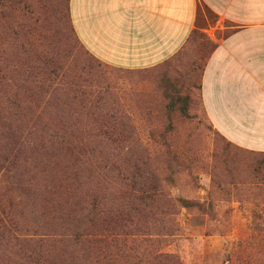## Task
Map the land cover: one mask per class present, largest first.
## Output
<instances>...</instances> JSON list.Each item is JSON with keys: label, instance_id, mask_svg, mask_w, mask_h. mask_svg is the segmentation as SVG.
Returning <instances> with one entry per match:
<instances>
[{"label": "rangeland", "instance_id": "1", "mask_svg": "<svg viewBox=\"0 0 264 264\" xmlns=\"http://www.w3.org/2000/svg\"><path fill=\"white\" fill-rule=\"evenodd\" d=\"M66 5L0 0V71L10 79L0 81L1 116L6 100L29 108L16 129L23 163L15 177L0 171V204L12 203L16 222L10 223V238H0V264H144L146 244L150 256L166 252L181 264H264V154L228 143L206 117L200 83L210 44L203 31L162 64L118 68L78 41ZM50 22L55 24L45 28ZM39 39L43 56L59 63L55 78L48 63L37 64L33 55ZM179 96L186 110L169 109ZM39 135L42 149L29 145L28 138ZM38 152L43 155L36 162ZM102 155H112L130 172L135 166L155 172L163 202L153 208L150 230L138 216L129 226L97 228V239L107 240L96 242L88 258L69 242L74 228L65 213L98 186L105 201L128 192L126 179H102L86 170ZM75 167L79 179L64 180V172ZM185 200L204 202L209 210ZM150 256L147 264L159 263Z\"/></svg>", "mask_w": 264, "mask_h": 264}, {"label": "crops", "instance_id": "2", "mask_svg": "<svg viewBox=\"0 0 264 264\" xmlns=\"http://www.w3.org/2000/svg\"><path fill=\"white\" fill-rule=\"evenodd\" d=\"M81 43L108 65L144 69L178 54L192 31L210 44L201 102L238 148L264 152V0H67Z\"/></svg>", "mask_w": 264, "mask_h": 264}, {"label": "trees", "instance_id": "3", "mask_svg": "<svg viewBox=\"0 0 264 264\" xmlns=\"http://www.w3.org/2000/svg\"><path fill=\"white\" fill-rule=\"evenodd\" d=\"M66 14L68 18V22L72 32L77 37L78 41H80L69 17L68 6L66 5ZM61 20V19H60ZM45 28H50L53 26V23H44ZM48 24V26H47ZM199 34L203 36L202 31L199 28H195L192 31L190 40H194L195 36ZM43 40L39 39L40 44L37 45L33 51V55L36 54L37 64L48 63V68L50 69V74H52V78L59 73V63L56 59H49L43 56L44 51H46L45 46L41 43ZM81 42V41H80ZM11 46H14L16 41L10 40L7 41ZM24 43V42H22ZM83 45V44H82ZM84 46V45H83ZM85 47V46H84ZM88 51V49L85 47ZM89 52V51H88ZM90 53V52H89ZM92 54V53H91ZM93 55V54H92ZM93 57H95L93 55ZM98 59L97 57H95ZM99 60V59H98ZM28 61V59H27ZM101 61V60H99ZM26 74L24 72L23 76ZM25 78V77H24ZM29 78V76H28ZM8 74L3 70L0 71V81L3 83H7L9 81ZM30 81V80H29ZM31 83L33 81L31 80ZM37 87L45 89V84L41 81ZM34 84V83H33ZM50 88V87H48ZM72 89V88H71ZM19 87L16 88V95H19ZM9 99V97L7 98ZM177 101V103H175ZM184 99L179 96L175 97L174 100L171 101L169 105V109L173 110L176 105L181 107L184 111L186 110V106H181V102ZM21 104V103H20ZM17 101H8L6 100L5 110L6 114L2 117L1 114L4 111V104L0 102V127L4 132H0V171L4 170L5 177H15L17 170H19V165L23 162L21 161L20 154V142L23 140L22 135H19L17 128H20V116H23L24 111H29V108L20 105ZM28 114V113H27ZM22 120V118H21ZM42 134V133H37ZM221 135V134H220ZM222 136V135H221ZM43 136H37L35 138H28L29 145L35 146L38 149L44 148V144L42 143L44 138ZM228 143V141L224 136H222ZM25 139V138H24ZM77 146L78 143H70V146ZM244 150V149H243ZM248 151V150H247ZM252 152V151H250ZM259 153V152H253ZM264 154V152H261ZM36 157L34 158L36 162L38 159H42L43 154H33ZM33 157V156H32ZM75 160H79L75 158ZM89 160V159H88ZM115 158L112 155H102L101 160L98 161V165L94 169H86L92 173V176L95 175V170L98 172L102 179L114 177L117 175L122 181H126V188L128 189L127 195H122L120 199H116L115 202L105 201L99 198L100 191H102V187H97L96 191H91L86 193L89 195L86 200L79 198L78 201H75L73 206L70 205V209L67 213H65L64 219H67L68 224L73 226L74 236L72 239H69V242L72 241L75 246L79 247V250L83 252V255L86 257L94 256V246L96 242H105L107 239H97L96 229L102 227L106 231H111L114 227L117 226H129L133 224V220L137 218H141L144 220V228L152 229L153 226H150L148 223L150 220V216L153 212V208L157 207L158 204L162 203L161 200V181L158 175L155 172L143 171L140 167L135 166V169L130 172L127 168L116 165L114 163ZM25 163L27 161H24ZM86 164V163H85ZM115 170L117 172H115ZM78 168L70 169L63 174V179H79ZM89 172V173H90ZM117 173V174H116ZM110 175V176H109ZM102 179H99V183ZM97 180V179H96ZM104 193V192H103ZM106 194V193H104ZM85 195V196H88ZM117 201V202H116ZM185 204L187 206H191L196 204L203 211L209 210L204 202H194L192 200H185ZM12 203L4 207V203L0 204V238L9 239L8 235H12V225H16V222L12 216ZM4 209V210H3ZM4 215V216H3ZM15 222V224H13ZM164 227V226H163ZM100 229V228H99ZM93 231V232H92ZM8 234V235H7ZM17 239V237H15ZM151 241L147 237H144V242ZM150 256V251L148 249V245H144V264H147L148 257ZM158 264H181L179 258L176 255L169 254L166 252H159L156 255L150 256Z\"/></svg>", "mask_w": 264, "mask_h": 264}]
</instances>
